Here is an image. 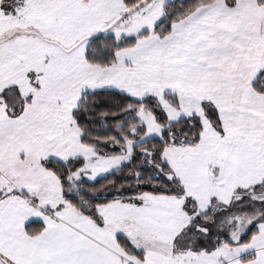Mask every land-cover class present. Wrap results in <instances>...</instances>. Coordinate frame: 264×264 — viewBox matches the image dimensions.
Returning a JSON list of instances; mask_svg holds the SVG:
<instances>
[{
    "label": "snow or ice",
    "instance_id": "6c2138e0",
    "mask_svg": "<svg viewBox=\"0 0 264 264\" xmlns=\"http://www.w3.org/2000/svg\"><path fill=\"white\" fill-rule=\"evenodd\" d=\"M0 264H264V0H0Z\"/></svg>",
    "mask_w": 264,
    "mask_h": 264
}]
</instances>
